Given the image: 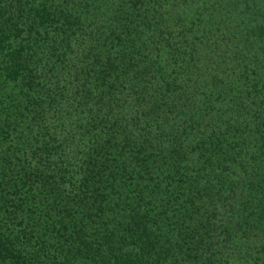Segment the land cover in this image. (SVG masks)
Segmentation results:
<instances>
[{"label":"trees","instance_id":"trees-1","mask_svg":"<svg viewBox=\"0 0 264 264\" xmlns=\"http://www.w3.org/2000/svg\"><path fill=\"white\" fill-rule=\"evenodd\" d=\"M0 264H264V0H0Z\"/></svg>","mask_w":264,"mask_h":264}]
</instances>
